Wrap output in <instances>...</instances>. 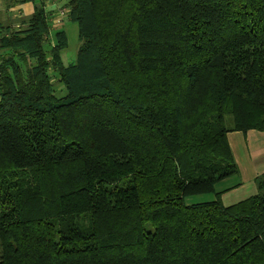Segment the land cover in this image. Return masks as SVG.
I'll list each match as a JSON object with an SVG mask.
<instances>
[{"label": "trees", "instance_id": "1", "mask_svg": "<svg viewBox=\"0 0 264 264\" xmlns=\"http://www.w3.org/2000/svg\"><path fill=\"white\" fill-rule=\"evenodd\" d=\"M60 2L0 15V264H264V173L215 194L264 131V0Z\"/></svg>", "mask_w": 264, "mask_h": 264}, {"label": "crops", "instance_id": "2", "mask_svg": "<svg viewBox=\"0 0 264 264\" xmlns=\"http://www.w3.org/2000/svg\"><path fill=\"white\" fill-rule=\"evenodd\" d=\"M8 3L9 0H0V15L5 18L6 13L11 19L32 14V4L8 7ZM227 142L237 166V174L221 180L215 186V194H218L223 206L233 205L254 195V179L264 173V131L230 132L227 134ZM215 194H211L207 201L214 200Z\"/></svg>", "mask_w": 264, "mask_h": 264}, {"label": "rangeland", "instance_id": "3", "mask_svg": "<svg viewBox=\"0 0 264 264\" xmlns=\"http://www.w3.org/2000/svg\"><path fill=\"white\" fill-rule=\"evenodd\" d=\"M68 0H61L59 5H55L53 9L57 6L61 7ZM56 9V8H55ZM54 12V11H53ZM65 11L55 12V18L52 25V32L55 30H63L66 36V49L61 52V59L65 66L73 63L76 58L77 49L79 46L78 40V26L77 24L69 21L65 17ZM50 39L53 40L52 36ZM53 42V41H52ZM211 197V194H203V195H194L188 196L184 199L185 205H191L195 203L205 202Z\"/></svg>", "mask_w": 264, "mask_h": 264}, {"label": "water", "instance_id": "4", "mask_svg": "<svg viewBox=\"0 0 264 264\" xmlns=\"http://www.w3.org/2000/svg\"><path fill=\"white\" fill-rule=\"evenodd\" d=\"M38 6V5H37Z\"/></svg>", "mask_w": 264, "mask_h": 264}]
</instances>
